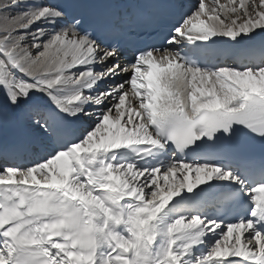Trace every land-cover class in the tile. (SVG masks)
Listing matches in <instances>:
<instances>
[{"label": "snow or ice", "instance_id": "1", "mask_svg": "<svg viewBox=\"0 0 264 264\" xmlns=\"http://www.w3.org/2000/svg\"><path fill=\"white\" fill-rule=\"evenodd\" d=\"M181 9L0 0V264H264V0Z\"/></svg>", "mask_w": 264, "mask_h": 264}, {"label": "bare ground", "instance_id": "2", "mask_svg": "<svg viewBox=\"0 0 264 264\" xmlns=\"http://www.w3.org/2000/svg\"><path fill=\"white\" fill-rule=\"evenodd\" d=\"M194 1L200 3V1H197V0H194ZM224 2H225V0H221V3H224ZM198 3H197V4H198ZM205 3L211 5V0H205ZM206 18H207V17H205V19H206ZM33 27H35V25H34ZM215 39H217V40H221V39H222V36H218V37H216ZM129 75H130V73H129ZM120 79H123V77H121ZM87 123L90 124L91 121H88Z\"/></svg>", "mask_w": 264, "mask_h": 264}, {"label": "rangeland", "instance_id": "3", "mask_svg": "<svg viewBox=\"0 0 264 264\" xmlns=\"http://www.w3.org/2000/svg\"><path fill=\"white\" fill-rule=\"evenodd\" d=\"M197 1H200V0H197Z\"/></svg>", "mask_w": 264, "mask_h": 264}]
</instances>
